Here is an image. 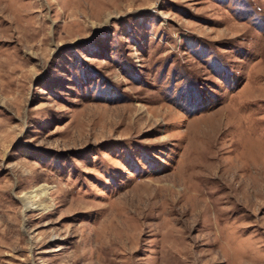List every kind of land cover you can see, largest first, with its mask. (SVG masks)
<instances>
[{
	"label": "rangeland",
	"instance_id": "1",
	"mask_svg": "<svg viewBox=\"0 0 264 264\" xmlns=\"http://www.w3.org/2000/svg\"><path fill=\"white\" fill-rule=\"evenodd\" d=\"M0 264H264V0H0Z\"/></svg>",
	"mask_w": 264,
	"mask_h": 264
}]
</instances>
